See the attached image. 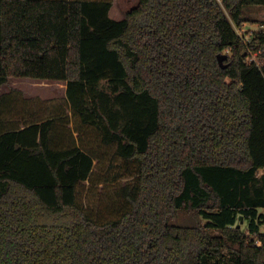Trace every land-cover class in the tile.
Here are the masks:
<instances>
[{"label":"trees","instance_id":"obj_1","mask_svg":"<svg viewBox=\"0 0 264 264\" xmlns=\"http://www.w3.org/2000/svg\"><path fill=\"white\" fill-rule=\"evenodd\" d=\"M112 3L0 0V88L65 83L120 159L116 205L92 215L87 143L47 101L0 92V264H264V24L239 30L264 0H138L119 20Z\"/></svg>","mask_w":264,"mask_h":264},{"label":"rangeland","instance_id":"obj_2","mask_svg":"<svg viewBox=\"0 0 264 264\" xmlns=\"http://www.w3.org/2000/svg\"><path fill=\"white\" fill-rule=\"evenodd\" d=\"M138 0H113L109 15L116 20L122 19L126 12L137 3ZM244 16L255 18L257 22H244L239 29L241 33L246 30L262 28L259 25L264 24V5H250L244 8ZM264 27V25H263ZM65 83L52 80H41L33 78L11 77L8 82L0 88V92L8 97L14 96L17 90L22 92L23 97L28 99H41L47 101L48 114L57 117L61 114L63 121L58 120V125L65 129L66 136H74L75 141L83 142L87 148L91 150L96 157L94 159L91 180H87L79 185L78 199L83 206L94 215L99 199L107 201L111 205H116V198L113 193V183L106 181L110 179L117 169L120 159L114 154L111 146L102 145L97 138L96 130L92 128L81 129L75 123V119L71 114L69 106L66 102ZM7 108V105L5 106ZM8 116L7 113H5ZM259 173H264V169H260ZM127 179H123L125 182ZM98 182V183H95ZM264 213V209H261ZM199 220L200 217H193L191 212H182L178 216V221L191 224ZM243 230H246V222L239 223ZM264 231V224L260 227Z\"/></svg>","mask_w":264,"mask_h":264},{"label":"water","instance_id":"obj_3","mask_svg":"<svg viewBox=\"0 0 264 264\" xmlns=\"http://www.w3.org/2000/svg\"><path fill=\"white\" fill-rule=\"evenodd\" d=\"M226 58V54H218L217 55V59H218V62L219 64L222 66V67H226V63H223V60ZM239 225V224H238Z\"/></svg>","mask_w":264,"mask_h":264},{"label":"crops","instance_id":"obj_4","mask_svg":"<svg viewBox=\"0 0 264 264\" xmlns=\"http://www.w3.org/2000/svg\"><path fill=\"white\" fill-rule=\"evenodd\" d=\"M264 209V208H263ZM260 211H261V209H260ZM241 222H242V220H241Z\"/></svg>","mask_w":264,"mask_h":264}]
</instances>
